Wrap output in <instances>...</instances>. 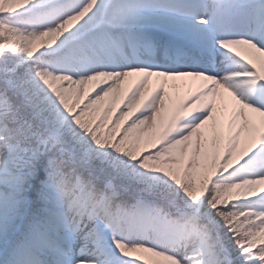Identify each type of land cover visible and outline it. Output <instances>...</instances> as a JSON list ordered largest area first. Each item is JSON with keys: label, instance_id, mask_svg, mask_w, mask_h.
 <instances>
[{"label": "snow or ice", "instance_id": "6c2138e0", "mask_svg": "<svg viewBox=\"0 0 264 264\" xmlns=\"http://www.w3.org/2000/svg\"><path fill=\"white\" fill-rule=\"evenodd\" d=\"M0 264H264V0H0Z\"/></svg>", "mask_w": 264, "mask_h": 264}]
</instances>
